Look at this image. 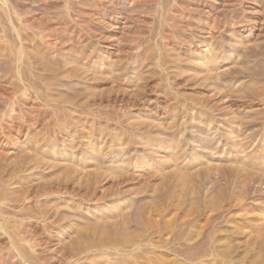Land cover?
Returning a JSON list of instances; mask_svg holds the SVG:
<instances>
[{
	"label": "rangeland",
	"instance_id": "rangeland-1",
	"mask_svg": "<svg viewBox=\"0 0 264 264\" xmlns=\"http://www.w3.org/2000/svg\"><path fill=\"white\" fill-rule=\"evenodd\" d=\"M16 11L22 20L16 19ZM46 12L49 14L44 16ZM0 14V198H4L3 203L0 201V264H122L124 261L127 264V260L130 263L138 260L134 259V254H130L131 243H125L124 240L131 239L133 232H136V237L132 239H142L141 241L151 244V247L146 244L149 248L142 249L144 252L150 249L147 250L148 254L139 251L141 255L135 256L143 264L146 259L147 264H157L167 258H171L167 259L168 262L176 258L185 264H264V236H260L264 231V71H260L264 70V0H0ZM41 14L48 18L45 19L47 27H42L40 31L33 27L41 22V18L43 20ZM11 21L19 27L20 32L32 35L38 43L36 40L35 43L24 40L20 44L17 40L18 30L11 29ZM49 28L51 29L48 30ZM70 31L75 35L74 45L65 40L71 34ZM36 32L46 35L43 36L46 39L40 42L34 36ZM259 46L263 52H259ZM245 47L251 48L248 50ZM215 48L220 50L217 52ZM229 49L235 56L224 61ZM248 51L252 53L246 54ZM253 51L257 52H254L255 56ZM20 52L23 54L20 69L23 68L24 71L14 68V61ZM214 53L218 56L213 58L210 55ZM49 58L62 66L53 65L55 61L48 63ZM207 58L211 59L210 62ZM44 59L50 64L47 69V63L43 64L44 69L48 70L51 66L48 76L41 69V60ZM37 62L42 67H38ZM32 64L33 68L37 66L39 69H31ZM60 67L64 69L59 70ZM54 69L57 72L52 73ZM69 70L76 72L68 74ZM256 72L259 73L258 76ZM80 73L83 75L80 76ZM55 83L58 84L57 87H54ZM72 89L76 92L70 91ZM78 89L81 94L77 92ZM77 94L79 97L76 99L77 96H74ZM63 99L68 101L65 103ZM59 100L62 102L59 103ZM77 105L84 107L78 108ZM121 116H124L123 119ZM137 128L142 129L141 132L136 131ZM170 141L172 144H169ZM164 147H175L174 154H171L173 157L164 155ZM198 155H203L205 162H193L191 156ZM145 162L147 163L144 164ZM73 163L77 165L74 167ZM68 166L73 168L72 172ZM106 169H110L109 173L112 175ZM187 175H190V180ZM181 177L182 180L185 179L182 182ZM111 189H114V193ZM130 200H133L131 203L134 207H131ZM142 205L146 209H154L155 214L148 209L150 212L143 215L146 218L140 223L138 221V229L137 226L131 228L136 225L133 223L130 226L133 232L127 228L124 232L120 231L121 234L115 231L108 233V228L102 223L106 222V216L107 226H112L113 222H118L124 216L123 213L128 211L125 215L129 214V217L138 206L144 208ZM156 208H160L162 213ZM149 215H153V219ZM96 216L97 219L104 216L103 220L100 218L101 224L100 219H94ZM114 216L116 221L111 220ZM147 218L152 222L145 221ZM96 221L98 228L94 225L92 227V224H97ZM103 224L104 227L101 226ZM148 224L150 225L147 226ZM154 226H157V231ZM80 229L84 232L81 233ZM142 231L143 234L146 233L143 235ZM257 231L263 242L260 237L256 238ZM77 233L83 236L80 237ZM123 233H128L127 237H122ZM137 233L142 237L137 236ZM108 238L112 243H117L110 245L112 243ZM121 238L126 244L125 248L122 245L124 243L119 242ZM163 239H173V242L166 246L161 242ZM201 239L205 241L204 246L201 245ZM195 242L200 244L194 246ZM97 243H100L99 247ZM74 244L80 248L77 249ZM191 244L194 245L190 247ZM101 245L103 247L100 248ZM192 247L204 252L195 251ZM226 247L228 248L224 249ZM82 248L84 252L80 251ZM68 253L72 254H69L71 259ZM158 253L159 257L164 255L161 257L165 259L158 258ZM183 253L184 256L187 253V256L194 257L185 261ZM61 255L66 256L69 261ZM224 255L229 259L222 257ZM150 257L154 260L151 261Z\"/></svg>",
	"mask_w": 264,
	"mask_h": 264
},
{
	"label": "bare ground",
	"instance_id": "bare-ground-1",
	"mask_svg": "<svg viewBox=\"0 0 264 264\" xmlns=\"http://www.w3.org/2000/svg\"><path fill=\"white\" fill-rule=\"evenodd\" d=\"M2 2H3V1H2ZM44 2H45V1H44ZM46 3H47V2H46ZM6 4H7V3H6ZM52 4H53V3H52ZM53 6H54V5H53ZM48 7H49V6H48ZM48 7H47V10H49ZM45 8H46V7H45ZM8 9H9V8H8ZM9 10H10V9H9ZM7 13H9V11H8ZM16 13H17V11H16ZM16 13H15V15H16ZM30 13H31V12H30ZM40 13H41V12H40ZM47 13H48V12L44 13L43 15L45 16V14H47ZM3 14H4V13H3ZM10 14H11V13H10ZM22 14H23V13H22ZM22 14H21V15H22ZM24 14H25V13H24ZM26 14H27V13H26ZM48 14H49V13H48ZM0 15H1V14H0ZM27 15H28V16L30 15L29 12H28ZM41 15H42V14H41ZM41 15H40V16H41ZM43 15H42V17H43ZM31 16H32V15H31ZM40 16H39V17H40ZM0 17H1V16H0ZM9 17H10V16H9ZM16 17H18V18H16ZM16 17H15V18H16L17 20H20V19H21V16H20L19 13H17ZM22 17L24 18V15H23ZM66 17H67V16H66ZM10 18H12V20H13V17H10ZM15 18H14V20H15ZM30 18H31V17H30ZM32 18H33V16H32ZM40 18H41V17H40ZM46 18H48V17L46 16ZM46 18L43 17V20H42V18H41V22H40V23L38 22L39 24L36 22L37 24H36V26L33 25V26H34L33 28H37L38 30H40L42 27L44 28V27L46 26V22H45V19H46ZM49 18L51 19V17H49ZM64 18H65V17H64ZM56 19H57V18H56ZM59 19H60V18H59ZM61 19L64 20L63 17H62ZM66 19H69V18L67 17ZM10 20H11V19H10ZM21 20H22V19H21ZM25 20H26V19H25ZM30 20H31V19H30ZM46 20H47V19H46ZM51 20H52V19H51ZM218 20H219V19H218ZM222 20H223V19H222ZM235 20H236V19H235ZM235 20H234V21H235ZM27 21H28V20H27ZM35 21H38V20H35ZM39 21H40V19H39ZM59 21H60V20H59ZM65 21H66V20H65ZM65 21H64V22H65ZM236 21H237V20H236ZM11 22H12V21H11ZM18 22H19V21H18ZM48 22H49V19H48ZM68 22H69V20H68ZM222 22H223V21H222ZM12 23H13V22H12ZM12 23H11V24H12ZM15 23H16V22H15ZM22 23H24V22H22ZM30 23H31V22H30ZM49 23H50V22H49ZM58 23H59V22H58ZM213 23H214V22H213ZM218 23H219V22H218ZM220 23H221V22H220ZM8 24H9V23H8ZM31 24H32V23H31ZM47 24H48V23H47ZM61 24H62V23H61ZM19 25H20V24H19ZM29 25H30V24H29ZM63 25H64V24H63ZM65 25H66V24H65ZM65 25H64V26H65ZM69 25H70V24H69ZM211 25H212V24H211ZM217 25H218V24H217ZM222 25H223V23H222ZM50 26H51V25H50ZM72 26H73V25H72ZM207 26H208V25H207ZM215 26H216V25H215ZM7 27H8V26H7ZM20 27H21V26H20ZM22 27H23V26H22ZM46 27H47V26H46ZM66 27H67V26H66ZM74 27H77V26H74ZM211 27H212V26H211ZM2 28H3V27H2ZM71 28H72V27H71ZM207 28H209V26H208ZM221 28H222V27H221ZM6 29H8V28H6ZM11 29H13L14 31H17V30L19 29V27L17 28V26L13 23V25L11 26ZM27 29H28V28H27ZM46 29H47V28H46ZM50 29H51V28H49L48 30H50ZM62 29L65 30V28H62ZM73 29H74V28H73ZM213 29H215V28L213 27ZM19 30H20V29H19ZM19 30L17 31V38H18L17 40H19V43H20V42H24V40H25V41L27 40V41L30 42V43H35V42L37 41L32 35H29L28 33H27V34H23V33L20 32ZM24 30H25V29H24ZM28 30H30V29H28ZM52 30H53V29H52ZM54 30H55V29H54ZM54 30H53V31H54ZM60 30H61V29H60ZM70 30L73 31L72 29H70ZM203 30H204V29H203ZM219 30H220V29H219ZM2 31H3V30H2ZM9 31H10V30H9ZM21 31H22V30H21ZM32 31H34V30H32ZM40 31H41V30H40ZM55 31H56V30H55ZM61 31H62V30H61ZM71 31L69 32V33H71V34L68 33L69 35H67V37H66L65 40H67L71 45H74V44L76 43V41H75V35H73V32H71ZM208 31H209V30H208ZM213 31H214V30H213ZM3 32H4V31H3ZM28 32H29V31H28ZM43 32H45V31H43ZM56 32H57V31H56ZM65 32H66V31H65ZM79 32H80V31H79ZM20 33H22V34H20ZM46 33H47V32H46ZM49 33H50V32H49ZM54 33H55V32H54ZM63 33H64V31H63ZM3 34H4V33H3ZM14 34H15V33H14ZM35 34H36V35H34V36H36L40 42H41L42 39L45 38V37L43 38V36H46V35H41L40 32H39V34L42 36V38H41V36H40L39 34H37V32H36ZM42 34H43V33H42ZM44 34H45V33H44ZM56 34H57V33H56ZM79 34H80V33H79ZM79 34H78V35H79ZM21 35H24V36H21ZM37 35H38V36H37ZM50 35H51V34H50ZM64 35H65V34H64ZM212 35H213V34H212ZM214 35H215V34H214ZM13 37H14V36H13ZM77 37H78V36H77ZM77 37H76V38H77ZM79 37H80V36H79ZM221 37H222V36H221ZM15 38H16V37H15ZM54 38H55V37H54ZM45 39H46V38H45ZM45 39H44V40H45ZM62 39H63V38H62ZM85 39H86V38H85ZM210 39H211V38H210ZM35 40H36V41H35ZM44 40H43V41H44ZM59 40H60V39H59ZM65 40H64V41H65ZM77 40H78V39H77ZM86 40H87V39H86ZM60 41H61V40H60ZM60 41H59V42H60ZM61 42H62V41H61ZM87 42H88V41H87ZM37 43H38V41H37ZM47 43H49V42H47ZM62 43H63V42H62ZM85 43H86V42H85ZM88 43H89V42H88ZM203 43H204V42H203ZM228 43H229V42H228ZM20 44H21V43H20ZM20 44H19V45H20ZM24 44H25V43H24ZM42 44H44V43H42ZM56 44H57V43H56ZM56 44H55V45H56ZM66 44H67V43H66ZM82 44H83V43H82ZM233 44H237V43H233ZM240 44H242V43H240ZM13 45H14V44H13ZM13 45H12L11 48H13ZM49 45H50V44H49ZM64 45H65V44H64ZM76 45H77V44H76ZM21 46H22V45H21ZM21 46H20V47H21ZM42 46H43V45H42ZM51 46H53V45H51ZM58 46H59V45H58ZM61 46H62V45H61ZM231 46H232V45H231ZM233 46H234V45H233ZM250 46H251V45H250ZM256 46H257V45H256ZM14 47L16 48V46H14ZM20 47H19V48H20ZM56 47H57V46H56ZM71 47H72V46H71ZM240 47H241V46H240ZM240 47H239V48H240ZM243 47H244V45H243ZM248 47H249V46H248ZM257 47H258V46H257ZM260 47H261V46H259V48H260ZM2 48H3V47H2ZM15 48H14V49H15ZM21 48L23 49L24 47H21ZM45 48H47V47H45ZM65 48H66V47H65ZM74 48H75V47H74ZM219 48H220V47H219ZM234 48H235V47H234ZM245 48L248 49L247 47H245ZM245 48H243V50H244ZM250 48H251V47H250ZM250 48H249V49H250ZM255 48H256V47H255ZM259 48H258V49H259ZM36 49H37V48H36ZM52 49H54V48H52ZM235 49H236V48H235ZM249 49H248V50H249ZM5 50H6V49H5ZM17 50H18V49H17ZM38 50H39V49H38ZM44 50H45V49H44ZM209 50H210V49H209ZM216 50H217V52H218L220 49L218 50V49L215 48V51H216ZM221 50H222V49H221ZM252 50H254V49L252 48ZM259 50H260L259 52L262 51L261 48H260ZM22 51H23V50H22ZM22 51H21V52H22ZM60 51L62 52L61 49H60ZM246 51H247V50H246ZM256 51H257V49H256ZM256 51H253V55L255 54L254 52H256ZM21 52L18 54V57L14 56V54H13V57H16V59L14 58V59H15L14 62H16V63H14V64H15V65H14V66H15L14 68H16V70H17V69L19 70V69L21 68V65H22L20 62H21V59H22V55L24 54V53H23L24 51L22 52L23 54H22ZM25 52H26V51H25ZM33 52H35V51H33ZM46 52H47V51H46ZM53 52H54V51H53ZM78 52H79V51H78ZM78 52H77V53H78ZM212 52H214V51H212ZM217 52H216V53H217ZM229 52H231V53H229ZM244 52H245V51H244ZM262 52H263V51H262ZM44 53H45V51H44ZM50 53H51V52H50ZM54 53H55V52H54ZM74 53H76V51H75ZM79 53H80V52H79ZM216 53H214L213 55H210V56H212V57L214 58V57L218 54V53H217V54H216ZM226 53H227V52H226ZM226 53H225V54H226ZM248 53H249V55H250V53H252V52H251V51H248L246 54H248ZM256 53H257V52H256ZM29 54H30V53H28V55H29ZM36 54H37V53H36ZM38 54H39V53H38ZM56 54H57V53H56ZM59 54H60V53H59ZM209 54H210V53H209ZM220 54H221V53H219V56H220ZM246 54H245V55H246ZM258 54H260V53H258ZM25 55H27V54H25ZM28 55H27V56H28ZM30 55H31V54H30ZM46 55H47V54H46ZM81 55H82V54H81ZM81 55H80V56H81ZM245 55H244V56H245ZM261 55H262V54H260V56H261ZM263 55H264V53H263ZM263 55H262V56H263ZM35 56H37V55H35ZM58 56H60V55H58ZM73 56H74V55H73ZM217 56H218V55H217ZM233 56H235V55H233V54H232V50L230 51V49H229L227 55H225V59H224V61H229L230 58H232ZM244 56H243V57H244ZM254 56H255V55H254ZM43 57H44V56H43ZM45 57H46V56H45ZM45 57H44V58H45ZM50 57H51V56H50ZM53 57H54V56H53ZM82 57H83V56H82ZM84 57H85V56H84ZM212 57H211V58H212ZM245 57H246V56H245ZM250 57H251V56H250ZM24 58H25V56H24ZM41 58H42V57H41ZM216 58H217V57H216ZM259 58H260V57H259ZM262 58H263V57H262ZM33 59H34V58H33ZM35 59H36V58H35ZM39 59H40V58L38 57V60H39ZM42 59H43V58H42ZM46 59H47V57H46ZM46 59L43 60L44 62L41 60V62H42L41 64H42V65H43V64L45 65V63H47V60H48V59H47V60H46ZM56 59H58V57H57ZM207 59L209 60V58H207ZM218 59H219V58H218ZM247 59H249V58H247ZM45 60H46V62H45ZM49 60H50V62H48V63H50V64L54 63V61H55V60H54V61L51 60L50 58H49ZM61 60H62V59H61ZM81 60H82V59H81ZM210 60H211V59H210ZM210 60H209V62H210ZM213 60H214V59H213ZM243 60H244V59H243ZM258 60H259V59H258ZM24 61H25V60H24ZM29 61H30V60H29ZM57 61H60V60H57ZM63 61H64V60H63ZM66 61H67V60H66ZM79 61H80V60H79ZM216 61H217V60H216ZM246 61H247V60H246ZM10 62H13V61L10 60ZM26 62H28V61H26ZM30 62H31V61H30ZM38 62H39V61H38ZM38 62H37V64L40 63V62H39V63H38ZM69 62H70V61H69ZM211 62H212V61H211ZM214 62H215V61H214ZM240 62H241V61H240ZM35 63H36V62H35ZM48 63L45 65V67L48 65ZM63 63H64V62H63ZM71 63H72V62H71ZM10 64H11V63H10ZM25 64H26V63L24 62V65H25ZM41 64H39L38 67H39V66L42 67ZM50 64H49V65H50ZM55 64H56V67H57V66H58L57 64H59V63H57V62L55 61V63H54L53 65H55ZM65 64H66V62H65ZM68 64H69V63H68ZM73 64H74V63H73ZM80 64H81V63H79V65H80ZM27 65H29V64H27ZM27 65H26V66H27ZM44 65H43V68H41V69H43V70H45V69H44ZM49 65H48V66H49ZM59 65H61V63H60ZM75 65H76V64H75ZM79 65H78V68H79ZM246 65H247V64H246ZM12 66H13V65H12ZM19 66H20V67H19ZM48 66L46 67V69L48 68ZM61 66H62V65H61ZM64 66H65V65H64ZM69 66H70V65H69ZM72 66H74V65H72ZM76 66H77V65H76ZM239 66L241 67V65H239ZM261 66H262V65H261ZM22 67H23V66H22ZM34 67H35V66H34ZM38 67L36 66V68H38ZM66 67H67V66H66ZM244 67H245V66H244ZM259 67H260V66H259ZM26 68H27V67H26ZM32 68H33V64H32V66H31V69H32ZM36 68H33V69L35 70ZM50 68H51V66H50ZM50 68H49L48 70H45V71H46V74L49 73V72L51 71ZM68 68H69V67H68ZM73 68H74V67H73ZM76 68H77V67H76ZM82 68H83V67H82ZM82 68H81V69H82ZM263 68H264V67H263ZM22 69H23V68H22ZM22 69H20V70H22ZM38 69H39V68H38ZM56 69H58V68H56ZM56 69H54V70L52 71V73H53L54 71L57 72ZM61 69H64V68L60 67L59 70H61ZM71 69H72V68H71ZM79 69H80V68H79ZM83 69H84V68H83ZM235 69H236V68H235ZM238 69H239V68H238ZM248 69H249V68H248ZM261 69H262V68H261ZM20 70H19V71H20ZM27 70H28V69H27ZM43 70H42V71H43ZM59 70H58V71H59ZM65 70H66V69H65ZM72 70H74V69H72ZM75 70H76V69H75ZM84 70H85V69H84ZM86 70H87V69H86ZM244 70H245V69H244ZM255 70H256V69H255ZM259 70H260V69H259ZM19 71H18V72H19ZM23 71H24V69H23ZM38 71H39V70H38ZM38 71H36V72H38ZM67 71H68V70H67ZM67 71H66V72H67ZM231 71H232V70H231ZM237 71H238V70H237ZM237 71H234V72L236 73ZM242 71H243V70H242ZM249 71H250V70H249ZM256 71H258V69H257ZM260 71L262 72V71H264V70H260ZM260 71H259V72H260ZM21 72H22V71H21ZM36 72H34V73H36ZM73 72H74V71L70 72V70H69L68 74H69V73H73ZM75 72H76V71H75ZM75 72H74L73 74H75ZM78 72H79V70H77V73H78ZM85 72H86V71H85ZM88 72H89V69H88ZM88 72H87V73H88ZM240 72H241V71H240ZM22 73H23V72H22ZM235 73H233V74L235 75ZM254 73H255V72H254ZM256 73H257L256 75L258 76L259 73H258V72H256ZM18 74H19V73H18ZM23 74H26V72L23 73ZM31 74L34 76L33 73H31ZM38 74H39V73H38ZM55 74H56V73H54V75H55ZM57 74H61V73H57ZM73 74H71V75H73ZM81 74H82V73H80V76H81ZM238 74H239V73H238ZM240 74H242V73H240ZM263 74H264V73H263ZM21 75H22V74H21ZM27 75H28V74H27ZM40 75H41V74H40ZM42 75H43V74H42ZM42 75H41V76H42ZM61 75H62V74H61ZM76 75H77V74H76ZM76 75H75V77H76ZM82 75H83V74H82ZM85 75H86V74H85ZM93 75H95V74L93 73ZM97 75H98V74H97ZM243 75H244V74H243ZM246 75H247V74H246ZM252 75H253V74H252ZM252 75H251V76H252ZM260 75H261V73H260ZM24 76H26V75H24ZM36 76H37V73H36ZM41 76H40V77H41ZM47 76H48V74H47ZM57 76H58V75H57ZM63 76H64V77H69V76H67V75H63ZM73 76H74V75H73ZM80 76H79V77H80ZM237 76H238V75H237ZM244 76H245V75H244ZM22 77H23V76H22ZM37 77H39V75H38ZM42 77H44V76H42ZM50 77H52V76L50 75ZM50 77H48V78H50ZM71 77H72V76H71ZM253 77H254V76H253ZM255 77H256V76H255ZM260 77H261V76H260ZM19 78H21V77H19ZM19 78H18V80H19ZM28 78H29V77H28ZM73 78H74V77H73ZM96 78H98V77L96 76ZM96 78H95V79H96ZM23 79H24V77H23ZM37 79H38V78H37ZM42 79H43V78H42ZM45 79H46V78H45ZM67 79H68V78H67ZM67 79H66V80H67ZM77 79H79V78H77ZM81 79H82V78H81ZM115 79H116V78H115ZM24 80H25V79H24ZM26 80H28V79L26 78ZM29 80H30V79H29ZM46 80H47V79H46ZM49 80H50V79H49ZM51 80L53 81V79H51ZM57 80H58V79H57ZM211 80H212V79H211ZM16 81H17V79H16ZM22 81H23V80H22ZM31 81H33V80H31ZM38 81H39V80H38ZM38 81H37V82H38ZM42 81H43V80H42ZM52 81H51V82H52ZM57 82H58V81H57ZM62 82H63V81H62ZM31 83H32V82H31ZM39 83H40V82H39ZM58 83H60V82H58ZM15 84H16V83H15ZM36 84H37V83H36ZM44 84H45V83H44ZM47 84H48V83H47ZM47 84H46V85H47ZM53 84H54V83H53ZM72 84H73V83H72ZM17 85H18V84H17ZM17 85H16V87H17ZM24 85H25V84H24ZM57 85H58V84L55 83L54 87H55V86L57 87ZM60 85H62V84H60ZM75 85H76V84H75ZM14 86H15V85H14ZM48 86H50V85H48ZM76 86H77V85H76ZM51 87H53L52 84H51ZM51 87H50V88H51ZM59 87H60V86H59ZM64 87H65V86H64ZM74 87H75V86H74ZM26 88H27V87H26ZM65 88H67V86H66ZM75 88H76V87H75ZM86 90H87V89H86ZM26 91H27V89H26ZM49 91H50V90H49ZM66 91H67V90H66ZM68 91H69V89H68ZM70 91H74V92H76V91L73 90V89L70 90ZM87 91L89 92L90 89L87 90ZM46 92H47V88H46ZM77 92L79 93V89L77 90ZM69 93H70V92H68V94H69ZM83 93H84V92H83ZM72 94H73V93H72ZM79 94H81V93H79ZM91 95H92V94H91ZM133 95H134V94H133ZM66 96H67V95H66ZM69 96H70V95H69ZM71 96H72V95H71ZM76 96H77V97H76ZM89 96H90V94H89ZM134 96H135V95H134ZM74 97H76V99H77V98L79 97V95L77 94V95H75ZM74 97H73V98H74ZM87 97H88V96H87ZM71 98H72V97H70V99H71ZM82 98H83V96H82ZM90 98H91V97H90ZM246 98H247V96H246ZM59 99H61V98H59ZM66 99H67V97H66ZM87 99H88V98H87ZM92 99H93V98H92ZM61 100H62V99H61ZM61 100H59V103H60ZM72 100H73V99H72ZM72 100H70V101H72ZM74 100H75V98H74ZM74 100H73V101H74ZM134 100H135V98H134ZM137 100H138V98H137ZM63 101H65V100L63 99ZM67 101H68V100H66L65 103H66ZM73 101H72V103H73ZM138 101H139V100H138ZM47 102H48V100H47ZM56 102H57V101H56ZM61 102H62V101H61ZM72 103H71V104H72ZM61 104H62V103H61ZM71 104H70V105H71ZM72 105H73V104H72ZM73 106L75 107V105H73ZM88 106H89V105H88ZM88 106H87V107H88ZM90 106H91V105H90ZM77 107H78V105H77ZM77 107H76V108H77ZM79 107H84V105H83V106H79ZM79 107H78V108H79ZM85 108H86V107H85ZM89 108H90V107H88V109H89ZM86 109H87V108H86ZM10 111H11V110H10ZM91 111H92V110H91ZM79 112H80V111H79ZM201 112H202V111H201ZM76 113H77V112H76ZM83 113H84V112H83ZM83 113H82V114H83ZM85 113H86V112H85ZM94 113H95V112H94ZM87 114H88V112H87ZM63 115H64V114H63ZM67 115H68V113H67ZM75 115H76V114H75ZM84 115H85V114H84ZM89 115H90V114H89ZM89 115H88V117H89ZM96 115H97V114H96ZM123 115H127V114H123ZM203 115H204V114H203ZM40 116H41V115H40ZM65 116H66V115H65ZM65 116H64V117H65ZM80 116H81V115H80ZM80 116H79V117H80ZM91 116H92V115H91ZM99 116H100V115H99ZM106 116H107V115H106ZM60 117H61V116H60ZM64 117H63V118H64ZM84 117H85V116H84ZM95 117H96V116H95ZM119 117H120V116H119ZM121 117H122V116H121ZM123 117H124V116H123ZM123 117H122V119H123ZM209 117H210V116H209ZM20 118H22V117H20ZM38 118H39V117H38ZM43 118H44V117H43ZM66 118H67V116H66ZM76 118H77V117H76ZM76 118H74V119L76 120ZM107 118H108V117H107ZM96 119L98 120V118H96ZM102 119H103V117H102ZM110 119H111V118H110ZM110 119H109V120H110ZM112 119H113V117H112ZM114 119H115V118H114ZM59 120L61 121L62 118L59 119ZM104 120H105V118H104ZM111 121H114V120H111ZM111 121H110V122H111ZM118 121H119V120H118ZM122 121H123V120H122ZM199 121H200V120H199ZM20 122H22V121L20 120ZM24 122H25V121H24ZM40 122H41V121H40ZM58 122H59V121H58ZM62 122H63V121H62ZM64 122H65V119H64ZM67 122H68V121H67ZM96 122H97V121H96ZM124 122H125V121H124ZM135 122H136V121H135ZM143 122H144V121H143ZM14 123H15V122H14ZM68 123H69V122H68ZM107 123H109V121H108ZM114 123H115V122H114ZM196 123H198V122H196ZM212 123H213V122H212ZM16 124H17V123H16ZM25 124H26V123H25ZM124 124H125V123H124ZM132 124H134V123H132ZM139 124H140V123H139ZM148 124H149V123H148ZM200 124H201V123H200ZM200 124H199V125H200ZM107 125H108V124H107ZM140 125H142V124H140ZM140 125H139V126H140ZM144 125H145V123H144ZM17 126H18V124H17ZM129 126H130V124H129ZM137 126H138V125H137ZM146 126L148 127V125H146ZM194 126H195V125H194ZM197 126H198V125H197ZM110 127H111V126H110ZM131 127H132V126H131ZM133 127H134V126H133ZM155 127H156V125H155ZM3 128H4V127H3ZM9 128H10V127H9ZM11 128H12V127H11ZM112 128H113V127H112ZM121 128H122V127H121ZM135 128H136V127H135ZM213 128H214V127H213ZM125 129H126V128H125ZM158 129H159V128H158ZM160 129H162V128H160ZM166 129H167V128H166ZM199 129H200V128H199ZM202 129H203V128H202ZM7 130H8V129H7ZM97 130H98V129H97ZM128 130H129V129H128ZM137 130H138V128L136 129V131H137ZM141 130H142V129H140V130H138V131L141 132ZM155 130H157V129H155ZM167 130H169V129H167ZM4 131H5V130L3 129V132H4ZM125 131H126V130H125ZM145 131H146V130H145ZM164 131H165V130H164ZM17 132H18V131H17ZM114 132H116V131L114 130ZM160 132H161V131H160ZM18 133H19V132H18ZM100 133H101V132H100ZM156 133H157V132H156ZM156 133H155V134H156ZM259 133H260V132H259ZM3 134L5 135V133H3ZM114 134H115V133H114ZM125 134H126V133H125ZM133 134H134V133H133ZM137 134H138V133H137ZM195 134H197V133H195ZM0 135H1V134H0ZM106 135H107V134H106ZM145 135H146V134H145ZM156 135H158V134H156ZM6 136H7V135H6ZM6 136H5V137H6ZM2 137H3V136H2ZM115 137H116V136H115ZM125 137H126V135H125ZM136 137H137V136H136ZM116 138H117V137H116ZM126 138H127V137H126ZM139 139H140V138H139ZM110 140H111V139H110ZM118 140H119V139H118ZM178 140H179V139H178ZM198 140H199V139H198ZM98 141H99V140H98ZM126 141H127V139H126ZM88 142H89V141H88ZM175 142H176V140H175ZM181 142H182V141H181ZM83 143H84V142H83ZM177 143H178V141H177ZM124 144H125V143H124ZM144 144H145V143H144ZM169 144H172L171 141H170ZM194 144H195V143H194ZM86 145H87V144H86ZM197 145H198V143H197ZM87 146H88V145H87ZM125 146H127V143H126ZM165 146H166V145H165ZM172 146H173V145H172ZM183 146H184V145H183ZM183 146H182V147H183ZM194 146H195V145H194ZM201 146H202V145H201ZM203 146H204V145H203ZM99 147H100V146H99ZM110 147H111V146H110ZM121 147H122V146H121ZM149 147H150V146H149ZM166 147H167V146H166ZM175 147H176V145H175ZM175 147H174V148H175ZM33 148H34V147H33ZM36 148H37V146H36ZM88 148H89V147H88ZM116 148H117V147H116ZM119 148H120V147H119ZM122 148H123V147H122ZM127 148H129V147H127ZM153 148H154V147H153ZM157 148H158V147H157ZM164 148H165V147H164ZM174 148H173V149H172V147L165 148V149H164V150H165V154H164V155H168V154L171 155V154H174V152H175V150H176V149L174 150ZM205 148H206V147H205ZM96 149H97V147H96ZM108 149H110V148L108 147ZM108 149H107V150H108ZM124 149H125V148H124ZM124 149H123V150H124ZM177 149H178V147H177ZM199 149H200V148H199ZM35 150H36V149H35ZM38 150H39V149H38ZM90 150H91V149H90ZM92 150H93V149H92ZM92 150H91V151H92ZM100 150H101V149H100ZM100 150H99V151H100ZM119 150H120V149H119ZM164 150H163L162 152H164ZM201 150H202V149H201ZM104 151H105V150H104ZM120 151H121V150H120ZM146 152H147V150H146ZM177 152H178V151H177ZM177 152H176V153H177ZM33 153H35V151H33ZM94 153H95V152H93V155H94ZM98 153H99V152H98ZM100 153H101V152H100ZM127 153H128V152H127ZM203 153H204V152H203ZM36 154L39 155L38 153H36ZM40 154H41V153H40ZM96 154H97V153H96ZM149 154H150V152H149ZM156 154H157V153H156ZM178 154H179V153H178ZM25 155L27 156L28 154H25ZM118 155H120V154L118 153ZM128 155H129V153H128ZM154 155H155V154H154ZM154 155H153V156H154ZM32 156H33V155H32ZM39 156L41 157V155H39ZM116 156H117V155H116ZM125 156H126V155H125ZM130 156H131V155H130ZM130 156H129V157H130ZM143 156H144V155H143ZM156 156H157V155H156ZM174 156H176V155H174ZM22 157H23V156H22ZM24 157H25V156H24ZM100 157H101V155H100ZM100 157H99V158H100ZM164 157H165V156H164ZM171 157H173V155H171ZM20 158H21V157H20ZM26 158L28 159L29 157H26ZM90 158H91V157H90ZM114 158H115V157H114ZM120 158L122 159V157H120ZM123 158H124V157H123ZM127 158H128V157H127ZM134 158H136V157H134ZM166 158H167V157H166ZM191 158H192V161H193V162H197V163H200V162L204 161V157H203V155H198V156H196V157H192V156H191ZM22 159H23V158H22ZM27 159H26V160H27ZM43 159H44V158H43ZM103 159H104V156H103ZM124 159H125V158H124ZM132 159H133V158H132ZM142 159H143V158H142ZM172 159H173V158H172ZM36 160H40V159H35V161H36ZM41 160H42V159H41ZM79 160H80V159H79ZM111 160H112V159H111ZM115 160H116V158H115ZM125 160H126V159H125ZM125 160H124V161H125ZM134 160H135V159H134ZM159 160H160V158H159ZM175 160H176V157H175ZM2 161H3V160H1V162H2ZM20 161H21V160H20ZM27 161H28V160H27ZM27 161H26V162H27ZM31 161H32V160H31ZM44 161H45V160H44ZM88 161H89V160H88ZM90 161H91V160H90ZM121 161H123V160H121ZM189 161H191V160H189ZM22 162H25V160L22 161ZM28 162H29V161H28ZM33 162H34V161H33ZM37 162H39V161H37ZM37 162H35V164H37ZM52 162H53V161H52ZM82 162H83V161H82ZM84 162H85V159H84ZM86 162H87V161H86ZM204 162H205V161H204ZM16 163L18 164L19 161L16 162ZM146 163H147V162H145L144 164H146ZM149 163H150V162H149ZM24 164H26V163H24ZM38 164H39V163H38ZM40 164H41V163H40ZM77 164H78V162H77ZM77 164H76V165H77ZM128 164H129V163H128ZM142 164H143V162H142ZM195 164H196V163H195ZM20 165H21V162H20ZM28 165H29V163H28ZM72 165H73L74 167L76 166V165H74V163H73ZM79 165L82 166V164H80V163H79ZM129 165H130V164H129ZM196 165H197V164H196ZM198 165H199V164H198ZM12 166H13V165H12ZM14 166H15V165H14ZM17 166H18V165H17ZM17 166H16V167H17ZM38 166H39V165H38ZM73 166H72V167H73ZM118 166H119V165H118ZM135 166H136V165H135ZM185 166H186V165H185ZM5 167H6V166H5ZM8 167H9V166H8ZM18 167H19V166H18ZM70 167H71V166H70ZM121 167H122V166H121ZM123 167H124V166H123ZM3 168H4V166H3ZM19 168H21V167H19ZM22 168H23V167H22ZM67 168H69V166H68ZM102 168H103V167H102ZM102 168H101V170H102ZM118 168H119V167H118ZM183 168H184V167H183ZM183 168H182V169H183ZM185 168H187V167H185ZM185 168H184V169H185ZM0 169H1V168H0ZM23 169H24V168H23ZM71 169H73V168H71ZM71 169L69 168V170H71ZM104 169H105V168H104ZM111 169H113V168H111ZM114 169H115V168H114ZM116 169H117V168H116ZM121 169H123V168H121ZM26 170H27V167H26ZM75 170H76V169H75ZM98 170H99V169H98ZM106 170H108V169H106ZM109 170H110V169H109ZM109 170H108V172H107V171H106V172L109 173ZM118 170H119V169H118ZM118 170H117V171H118ZM178 170H179V169H178ZM0 171H1V170H0ZM11 171H12V170H11ZM20 171H21V170H20ZM92 171H93V170H92ZM96 171H97V170H96ZM102 171H105V170H102ZM127 171H128V170H127ZM127 171L125 170V172H127ZM175 171H176V170H175ZM184 171H185V170H184ZM1 172H2V171H1ZM3 172H4V171H3ZM17 172H18V173H21V172H19V171H17ZM17 172H16V174H17ZM68 172H69V171H68ZM71 172H72V170H71ZM94 172H95V171H94ZM97 172H98V171H97ZM100 172H101V171H100ZM106 172H104V173H106ZM110 172H112V171H110ZM120 172L122 173V171H120ZM182 172H183V171H182ZM182 172H181V174L183 175L184 173H182ZM245 172H246V171H245ZM12 173H13V172H12ZM12 173H11V174H12ZM95 173H96V172H95ZM101 173H102V172H101ZM104 173H103V174H104ZM107 173H106V176H107ZM177 173H178V172H177ZM185 173H186V172H185ZM232 173H233V172H232ZM13 174H14V173H13ZM89 174H91V173H89ZM89 174H88V175H89ZM109 174H111V173H109ZM124 174H125V173H124ZM128 174H129V173H128ZM188 174H189V173H188ZM244 174H245V173H244ZM246 174H247V176L249 175L248 173H246ZM8 175H9V174H8ZM92 175H93V174H92ZM111 175H112V174H111ZM116 175H117V174H116ZM125 175H126V174H125ZM129 175H130V174H129ZM179 175H180V174H179ZM191 175H192V174H191ZM10 176H12V175H10ZM15 176H17V175H15ZM15 176H14V177H15ZM100 176H101V174H100ZM123 176H124V175H123ZM126 176H128V175H126ZM140 176H141V175H140ZM177 176H178V175H177ZM187 176H188V175H187ZM187 176H186V177H187ZM189 176H190V175H189ZM189 176H188V177H189ZM108 177L110 178V176H108ZM111 177H113V176H111ZM166 177H167V176H166ZM183 177H185V176H183ZM188 177H187V178H188ZM3 178H4V177H3ZM11 178H12V177H11ZM85 178H86V177H85ZM87 178H88V177H87ZM92 178H93V177H92ZM109 178H108V179H109ZM113 178H114V177H113ZM117 178H118V177H117ZM162 178H164V175L162 176ZM170 178H171V176H170ZM170 178H169V179H170ZM95 179H96V178H95ZM171 179H172V178H171ZM5 180L7 181V180H9V179H5ZM101 180H102V179H101ZM105 180H106V178L104 179V181H105ZM112 180H113V179H111V181H112ZM183 180H185V179H183ZM183 180H182V177H181V182H182ZM189 180H190V177H189ZM189 180H188V182H190ZM95 181H96V180H95ZM114 181H115V179H114ZM126 181H127V180H126ZM192 181H193V180H192ZM3 182H4V181H3ZM82 182H83V181H82ZM84 182H85V181H84ZM97 182H98V181H97ZM115 182H116V181H115ZM150 182H151V181H150ZM163 182H164V181H163ZM173 182H174V181H173ZM177 182H178V181H177ZM111 183H112V182H111ZM147 183H148V182H147ZM3 184H4V183H3ZM82 184H83V183H82ZM82 184H81V185H82ZM84 184H86V183H84ZM84 184H83V185H84ZM88 184H89V183H88ZM94 184H95V183H93V185H94ZM100 184H101V183H100ZM121 184H122V183H121ZM125 184H126V182H125ZM148 184L150 185V183H148ZM169 184H170V182H169ZM172 184H173V183H172ZM172 184H171V185H172ZM193 184H194V182H193ZM22 185H23V184H22ZM78 185H79V184H78ZM90 185H91V184H90ZM90 185H89V186H90ZM93 185H92V186H93ZM117 185H118V184H117ZM89 186H88V187H89ZM92 186H90V187H92ZM94 186H95V185H94ZM121 186H122V185H121ZM151 186H152V185H151ZM23 187H24V186H23ZM28 187H29V186H27V188H28ZM95 187H96V186H95ZM119 187H120V186H119ZM191 187H192V186H191ZM39 188L41 189V187H39ZM83 188H84V187H83ZM99 188H100V187H99ZM125 188H126V187H125ZM140 188H141V187H140ZM143 188H145V187L143 186ZM149 188H150V187H149ZM149 188H148V189H149ZM22 189H23V188H22ZM40 189H39V190H40ZM80 189H82V188H80ZM85 189H86V188H85ZM87 189H88V188H87ZM117 189H118V188H117ZM117 189H116V190H117ZM150 189H151V188H150ZM37 190H38V189H37ZM102 190H103V189H102ZM111 190H112V189H111ZM113 190H114V189H113ZM113 190H112V191H113ZM116 190H115V191H116ZM134 190H136V189H134ZM143 190H144V189H143ZM143 190L141 189V191H143ZM145 190H146V188H145ZM145 190H144V191H145ZM27 191H28V189H27ZM27 191H25V192H27ZM44 191H45V189H44ZM46 191H47V190H46ZM82 191H83V190H82ZM84 191H85V190H84ZM86 191H87V190H86ZM88 191H89V190H88ZM108 191H109V190H108ZM108 191H107V192H108ZM117 191H118V190H117ZM122 191H123V190L121 189V192H122ZM136 191H137V190H136ZM139 191H140V190H139ZM139 191H138V192H139ZM191 191H193V190H191ZM191 191H189V192H191ZM9 192H10V191H9ZM9 192H8V193H9ZM12 192H13V191H12ZM22 192H23V191H22ZM41 192H42V190H41ZM94 192H95V191H94ZM103 192H104V191H103ZM107 192L105 193V195L108 194ZM124 192H126V191H124ZM130 192H131V191H130ZM149 192H152V191H149ZM157 192H158V190H157ZM193 192H195V191H193ZM193 192H192V194H193ZM3 193H4V192H3ZM44 193H45V192H44ZM46 193H47V192H46ZM113 193H114V191H113ZM113 193H112V195H113ZM127 193H128V192H127ZM133 193H135V192H133ZM125 194H126V193H125ZM135 194L137 195V193H135ZM135 194H134V195H135ZM138 194H139V193H138ZM142 194H143V193H142ZM190 194H191V193H190ZM192 194H191V195H192ZM4 195H5V194H4ZM21 195L23 196V193H21ZM42 195H43V194H42ZM84 195H85V193H84ZM86 195H87V194H86ZM101 195H102V193H101ZM105 195H104V196H105ZM122 195H123V192H122ZM131 195H132V193H131ZM193 195H194V194H193ZM2 196H3V195H2ZM5 196H6V195H5ZM22 196H21V197H22ZM24 196H25V195H24ZM113 196H114V195H113ZM113 196H112V197H113ZM117 196H118V195H117ZM218 196H219V195H218ZM0 197H1V196H0ZM3 197H4V196H3ZM27 197H28V196H27ZM82 197H83V196H82ZM84 197H86V196H84ZM84 197H83V198H84ZM99 197H100V196H99ZM118 197H119V196H118ZM128 197H129V196H128ZM128 197H127V198H128ZM89 198H90V195H89ZM92 198H93V197H92ZM97 198H98V197H97ZM109 198H110V196H109ZM115 198H116V197H115ZM23 199H25V198L23 197ZM27 199H28V198H27ZM27 199H26V200H27ZM101 199H102V198H101ZM101 199H100V200H101ZM103 199H104V198H103ZM5 200H6V199H5ZM13 200H15V199H12V201H13ZM16 200H17V199H16ZM0 201H2V203H3V202H4V198H3V200H2V198H0ZM6 201H8V200H6ZM10 201H11V200H10ZM22 201H23V200H22ZM87 201H88V200H87ZM90 201H91V200H90ZM132 201H133V200H130V204H131V207H132V205H133V207H134L135 205L131 203ZM15 202H16V201H15ZM25 202H26V201H25ZM85 202H86V201H85ZM91 202H93V201H91ZM115 202H116V201H115ZM153 202H154V201H153ZM5 203H6V202H5ZM11 203H12V202H11ZM88 203H89V202H88ZM139 203H140V202H139ZM154 203H155V202H154ZM157 203H158V202H157ZM24 204H25V203H24ZM124 204H125V203H124ZM130 204H129V205H130ZM144 204H145V203H144ZM146 204H147V203H146ZM155 204H156V203H155ZM160 204H161V202H160ZM2 205H3V204H2ZM27 205L29 206V204H27ZM147 205H148V204H147ZM152 205H153V204H152ZM142 206H144V205H142ZM148 206H150V205H148ZM153 206H154V205H153ZM162 206H163V205H162ZM165 206H166V205H165ZM125 207H127V204H126ZM125 207H124V208H125ZM140 207H141V206H140ZM151 207H152V206H151ZM156 207H157V205H156ZM24 208H25V207H24ZM28 208H29V207H28ZM154 208H155V206H154ZM161 208H162V207H161ZM2 209H3V208H2ZM2 209H1V210H2ZM29 209H30V208H29ZM125 209H126V208H125ZM134 209H135V208H134ZM148 209L151 210V213L154 212L153 214H155V211H153L154 209H153V210L150 209V208H147V209H146V206H144V208H143V207H142V208H139V206H138V207L136 208V211L132 210V211L136 212V213H135V219H133V217H134V216H133L134 212L131 211V212H132L131 216L127 217V216L129 215V214L125 215V214L128 212V211H127L126 213H123V214L120 213V214H119V215L122 214V215H124V216L121 215L122 217H120V218L118 219V222H116V223L113 222V224L109 222L110 224H112V226H110V225L107 226V220H108V219L106 218L107 216L105 217V219H107V220L104 219V221H106V222H102V223H105V226L108 228L107 230H109L108 233H109V232H112V231H115V232H120V231H123V230L126 231L127 228L130 229V226H132L133 223L136 224V225H133L134 227H131V228H136V226H137V229H138V224H139L140 222H142V220H144V219L146 218V217H145V218L143 217L144 214H145V216H146V213H145V212H150V211H148ZM157 209H160V208H156V210H157ZM195 209H196V208H195ZM21 210H22V209H21ZM27 210H28V209H27ZM127 210H128V208H127ZM164 210H165V209H164ZM23 211H24V210H23ZM120 211H121V210H120ZM129 211H130V210H129ZM157 211L160 212L161 209H160V210H157ZM157 211H156V213H159V212H157ZM1 212H2V211H1ZM21 212H22V211H21ZM41 212H42V210H41ZM44 212H45V211H44ZM124 212H125V211H124ZM34 213L37 215L36 212H34ZM99 213H100V212H99ZM151 213H149V214H151ZM161 213H162V211H161ZM1 214H2V213H1ZM44 214H45V213H44ZM38 215H39V214H38ZM42 215H43V213H42ZM86 215H87V214H86ZM89 215H90V214H89ZM91 215H92V214H91ZM103 215H104V214H103ZM45 216H46V215H45ZM104 216H105V215H104ZM104 216H103V217H102V216L99 217V219L102 218V220H103ZM116 216H117V218L119 217L117 213H116ZM116 216H114V219H111V220H115V217H116ZM152 216H153V215H151V216L149 215V217H150L151 219H153ZM38 217H39V216H38ZM40 217H41V214H40ZM91 217H92V216H91ZM130 217H131L132 219H131ZM117 218H116V220H117ZM143 218H144V219H143ZM150 218H147V220H145V221L150 222V221H151ZM43 219H44V218H43ZM94 219H97V216H96V218H94ZM99 219H97V220L99 221ZM212 219H213V218H212ZM215 219H217V218H215ZM215 219H214V220H215ZM263 219H264V218H263ZM116 220H115V221H116ZM214 220H213V222H214ZM217 220H218V219H217ZM98 221H96L97 224H92V227H93V225H94V226H96V225L99 226V224H101V219H100V221H99V224H98ZM138 221H139V223H138ZM145 221H144V222H145ZM154 221L156 222V220H154ZM171 221H172V220H171ZM174 221H175V220H174ZM147 222H145V223L147 224ZM151 222H152V221H151ZM151 222H150V223H151ZM166 222H169V221H166ZM206 222H207V221H206ZM259 222L261 223V221H259ZM262 222H263V221H262ZM3 223H4V222H3ZM109 223H108V224H109ZM180 223H181V222H180ZM193 223H194V222H193ZM153 224H154V223H153ZM165 224H166V223H165ZM167 224H168V223H167ZM191 224H192V223H191ZM191 224H190V225H191ZM194 224H195V223H194ZM196 224H197V223H196ZM206 224H207V223H206ZM206 224H205V225H206ZM216 224H217V223H216ZM28 225H29V224H28ZM142 225H145V224L143 223ZM149 225H150V224H148L147 226H149ZM156 225H157V224H156ZM163 225H164V223H163ZM170 225H171V222H170ZM172 225H173V224H172ZM182 225H183V224H182ZM211 225H212V224H211ZM98 226H96V227L98 228ZM101 226L104 227V224L101 225ZM101 226H100V227H101ZM157 226H158V225H157ZM157 226H156V227L154 226L153 228H155V230H156V229H157ZM164 226H165V225H164ZM177 226H178V224H177ZM179 226H180V225H179ZM244 226H245V225H244ZM92 227H91V228H92ZM140 227H141V226H140ZM144 227H146V226H144ZM171 227H172V226H171ZM204 227H206V226H204ZM87 228H88V227H87ZM97 228H96V229H97ZM150 228H151V227H150ZM160 228H161V227H160ZM189 228H190V227H189ZM197 228H198V227H197ZM213 228H215V227H213ZM263 228H264V227H263ZM83 229H84V228H83ZM93 229H94V228H93ZM129 229H128V230H129ZM141 229H142V228H141ZM144 229H145V228H144ZM144 229H143V230H144ZM161 229H162V228H161ZM169 229H170V226H169ZM209 229H210V228H209ZM243 229H245V228H243ZM243 229H242V230H243ZM256 229H257V228H256ZM260 229H261V228H260ZM80 230H81V233L84 232V231L82 232V229H80ZM89 230H90V229H89ZM101 230H103V229H101ZM101 230H99V231H101ZM107 230L104 231V232H107ZM130 230L132 231V229H130ZM134 230H135V229H134ZM155 230H154V231H155ZM157 230H158V229H157ZM157 230H156V231H157ZM163 230H164V229H163ZM165 230H166V228H165ZM261 230H263V229H261ZM92 231H93V230H92ZM92 231H90V232L92 233ZM94 231H95V230H94ZM124 231H123V232H124ZM131 231H130V233H131ZM147 231H148V230H147ZM208 231H209V230H208ZM218 231H220V230H218ZM248 231H249V230H248ZM76 232H78V231L76 230ZM132 232H133V231H132ZM143 232H144V231H142V234H143ZM160 232H161V230H160ZM183 232H184V231H183ZM190 232H192V231H190ZM204 232H207V231H204ZM257 232H258V231H257ZM85 233H86V230H85ZM85 233H84V234H85ZM99 233H100V232H99ZM121 233H122V232H120V234H121ZM135 233H136V232H133L134 235H135ZM139 233H141V232L139 231ZM145 233H146V232H145ZM145 233H144V234H145ZM158 233H159V232H158ZM181 233H182V232H181ZM185 233H186V232H185ZM216 233H217V232H216ZM259 233H260V232H258V233L256 234V238H257V236H258V237H260V236H264V235H263V234H264V231L262 232V234H260V236H259ZM75 234H76V233H75ZM75 234H74V235H75ZM77 234L79 235V233H77ZM87 234H89V233H87ZM112 234H114V233H112ZM115 234H116V233H115ZM120 234H119V236H120ZM125 234H126V233H125ZM125 234L123 233L121 236H122V237H124V236L127 237V234H128V233H127L126 235H125ZM131 234H132V233H131ZM131 234H130V235H131ZM144 234H143V235H144ZM152 234H153V233H152ZM159 234H161V233H159ZM198 234H199V232H198ZM203 234H204V233H203ZM252 234H253V233H252ZM78 235H76V236H78ZM89 235H90V234H89ZM102 235H104V233H103ZM109 235H110V234H109ZM134 235H133L132 238H135V237H136V236L134 237ZM136 235L138 236V235H140V234L137 233ZM157 235H158V234H157ZM177 235H178V234H177ZM187 235H189V234H187ZM212 235H214V234H212ZM215 235H216V234H215ZM246 235H247V234H246ZM79 236L81 237V236H83V235H79ZM85 236H86V235H85ZM92 236H93V234H92ZM106 236H107V233H106ZM112 236H113V235H112ZM116 236H117V235H116ZM140 236L142 237V235H140ZM147 236H148V235H147ZM151 236H152V235H151ZM167 236H168V235H167ZM172 236H174V235H172ZM175 236H176V235H175ZM179 236H180V235H179ZM184 236H185V235H184ZM184 236H183V237H184ZM194 236H195V235H194ZM202 236H203V235H202ZM248 236L250 237L249 233H248ZM252 236H253V235H251V237H252ZM94 237H95V235H94ZM101 237H102V236H101ZM101 237H99V240H101V239H100ZM113 237L115 238V236H113ZM129 237H130V236H129ZM177 237H178V236H177ZM198 237H199V236H198ZM205 237H206V234H205ZM102 238H103V237H102ZM114 238H113V239H114ZM118 238H120V237H118ZM132 238H131V239H132ZM138 238H139V237H138ZM147 238H148V237H147ZM164 238H165V237H164ZM167 238H168V237H167ZM170 238H171V237H170ZM175 238H176V237H175ZM190 238H191V237H190ZM200 238H201V237H200ZM206 238H207V237H206ZM206 238L204 239L205 241L207 240ZM253 238H255V237H253ZM260 238H261V237H260ZM75 239H77V238H75ZM89 239H92V238L90 237ZM104 239H107V238L105 237ZM111 239H112V238H111ZM113 239H112V240H113ZM128 239H130V238H128ZM128 239H127V240H128ZM131 239L128 240V241H127L126 239H124V240H125V243H129V244L131 243L130 246L127 245V246H129V248L132 247V250H131V253H130V254H131V255L134 254L133 256H134V259H135V260H137V259L139 260V258H137V257H138L137 255H141V254H139V251H142V249L144 250L146 247H148L147 245H150V247H151V244H150L149 242H148V244H147V242L145 243V242L141 241L142 239H141V240H138V239H137L138 241H135L134 239L131 240ZM139 239H140V238H139ZM158 239H159V238H158ZM161 239H162V238H161ZM179 239H180V237H179ZM185 239H186V238H185ZM210 239H211V238H210ZM257 239H258V238H257ZM73 240H74V239H73ZM77 240H78V239H77ZM80 240H81V238H80ZM80 240H79V241H80ZM83 240H86V239H83ZM87 240H88V238H87ZM92 240H93V239H92ZM163 240H164V239H163ZM176 240H178V238H177ZM198 240H199V239H198ZM201 240H202V239H201ZM204 240H202L201 245L205 242ZM222 240H223V239H222ZM224 240H225V239H224ZM224 240H223V241H224ZM260 240H262V238H261ZM263 240H264V239H263ZM263 240H262V242H263ZM75 241H76V240H75ZM75 241H74V242H75ZM81 241H82V240H81ZM106 241H107V240H106ZM108 241H111V240H109V238H108ZM117 241H118V240H117ZM134 241H135V242H134ZM171 241L173 242V239H172ZM171 241H170V240L167 241L166 239H165L164 241L161 240V242H163L166 246L170 245V243L172 244ZM186 241H188V240L186 239ZM203 241H204V242H203ZM212 241H213V240H212ZM214 241H217V239L214 240ZM219 241H220V240H219ZM219 241H218V242H219ZM255 241H256V240H255ZM94 242H95V241H94ZM103 242L105 243L104 240H103ZM115 242H116V241H115ZM115 242H114V243H115ZM119 242L124 243V242H123V238L119 239ZM119 242H118V243H119ZM150 242H151V241H150ZM156 242H157V240H156ZM178 242H179V241H178ZM199 242H200V241H199ZM207 242H208V241H207ZM207 242H206V244H207ZM251 242H252V240H251ZM108 243H109V242H108ZM108 243H106V244H108ZM110 243H112V241H111ZM114 243H112V244H110V245H113ZM116 243H117V242H116ZM125 243L122 244L123 247H124V245L126 246ZM151 243H152V242H151ZM154 243H155V242H154ZM183 243H185V244L188 245V243H186V242H183ZM216 243H217V242H216ZM220 243H221V241H220ZM253 243H254V240H253ZM258 243H259V242H258ZM258 243H257V244H258ZM77 244L79 245V242H77ZM82 244H83V242H82ZM97 244H98V243H97ZM99 244H100V243H99ZM99 244H98V247H99ZM146 244H147V245H146ZM158 244H160V243L158 242ZM178 244H181V243H178ZM199 244H200V243H199ZM199 244H198V243L196 244V242H195V245H194V244H193V245H194V246H198ZM204 244H205V243H204ZM204 244H203V246H204ZM212 244H213V243H212ZM102 245H103V244H102ZM102 245L100 246V248L103 247ZM104 245H105V244H104ZM108 245H109V244H108ZM116 245L119 246L118 244H116ZM116 245H115V246H116ZM122 245H121V246H122ZM153 245H156V244H153ZM162 245H163V244H162ZM182 245H183V244H182ZM187 245H186V246H187ZM193 245L191 244L190 247L193 246ZM201 245H200V247H202ZM217 245H218V244H217ZM220 245H221V244H220ZM254 245H256V244H254ZM260 245L262 246V244H260ZM74 246H75V244H74ZM121 246L119 247V249L121 248ZM159 246H160V245H159ZM166 246H164V247H166ZM212 246H213V245H212ZM218 246H219V245H218ZM228 246H229V245H228ZM252 246H253V245H252ZM258 246H259V245H258ZM261 246H259V248H260ZM75 247H77V246H75ZM75 247H73V248H75ZM105 247H106V246H105ZM152 247H153V246H152ZM164 247H162V248L164 249ZM182 247H183V246H182ZM190 247H189V248H190ZM200 247H199V248H200ZM214 247H215V246H214ZM248 247H249V245H248ZM256 247H257V245H256ZM70 248H71V247H70ZM78 248H80V247H77V249H78ZM89 248H91V247H89ZM124 248H125V247H124ZM148 248H149V247H148ZM154 248H156V246H154ZM174 248H175V247H174ZM187 248H188V247H187ZM189 248H188V250H191V249H189ZM192 248H193V247H192ZM194 248H195V247H194ZM194 248H193V249H194ZM209 248H210V247H209ZM216 248H218V247H216ZM227 248H228V247H226V248H224V249H227ZM250 248H251V246H250ZM113 249H114V248H113ZM119 249H117V250H119ZM127 249H128V248H127ZM127 249H126V250H127ZM166 249H167V248H166ZM169 249H170V248H169ZM176 249H177V248H176ZM86 250H87V249H86ZM88 250H89V249H88ZM124 250H125V249H124ZM124 250H122V251H124ZM128 250H129V249H128ZM147 250H148V249L145 250L146 252H144V251H142V252H144V254H145V253L148 254ZM149 250H150V249H149ZM149 250H148V251H149ZM151 250H152V249H151ZM177 250H178V249H177ZM181 250H182V249H181ZM188 250H186V251L188 252ZM205 250H207V249H205ZM213 250H214V249H213ZM256 250H257V249H256ZM71 251H72V250H70V252H71ZM80 251H83V248H82ZM122 251H120V252H122ZM152 251H154V250H152ZM170 251H172V250H170ZM178 251H180V250H178ZM184 251H185V250H184ZM186 251H185V252H186ZM195 251H201V253L204 252V251H202V250H198V248H197V249L195 248ZM216 251H217V250H216ZM216 251H214L215 254H216ZM218 251H219V249H218ZM257 251H258V250H257ZM65 252H66V251H65ZM67 252H68V250H67ZM67 252H66V254H67ZM78 252H79V251H78ZM83 252H84V251H83ZM113 252H114V251H113ZM116 252H117V251H116ZM175 252H176V251H175ZM206 252H207V251H206ZM208 252H209V251H208ZM72 253H73V252H72ZM74 253H75V251H74ZM110 253L112 254V252H110ZM110 253H109V254H110ZM149 253H150V252H149ZM151 253H152V252H151ZM189 253H191V252L189 251ZM192 253H193V252H192ZM194 253H195V252H194ZM201 253L199 252L198 255L201 254ZM211 253H213V252H211ZM231 253H232V252H231ZM66 254H65V255H66ZM69 254H70V253H68V255H69ZM99 254H100V253H99ZM106 254H107V253H106ZM106 254L104 253V255H106ZM130 254H129V256H130ZM154 254H155V253L153 252V255H154ZM195 254H197V253H195ZM195 254H194V255H195ZM207 254H209V253H207ZM217 254H218V253H217ZM62 255L64 256V254H62ZM62 255H61V256H62ZM70 255H72V254H70ZM70 255H69V256H70ZM104 255H102V256L100 255V256L103 257ZM160 255H161V254H160ZM187 255H188V254L186 253L185 256H184V253H183V256H182L183 260L187 261L188 258L190 259L191 257H192V258L194 257L193 255H190V256H187ZM205 255H206V254H205ZM211 255H212V254H211ZM61 256H59V257H61ZM63 256H62V258L66 259L65 257H66L67 255H66L65 257H63ZM69 256H68V257H69ZM73 256H74V254H73ZM112 256H113V255H112ZM115 256H116V254H115ZM117 256H118V255H117ZM135 256H137V257L135 258ZM149 256H150V254H149ZM161 256L163 257L164 255H161ZM161 256L159 257V253H158V258H160V259H165V258H162ZM166 256H167V255H166ZM172 256H173V255H172ZM195 256H196V255H195ZM199 256H200V255H199ZM199 256H198V258H199ZM213 256H214V255H213ZM220 256H221V255H220ZM122 257H123V255H122ZM125 257H127V256H125ZM142 257L145 259L144 256H142ZM205 257H206V256H204V258H205ZM216 257H217V256H216ZM222 257H225V258H226L225 255L222 256ZM73 258H74V257H73ZM108 258H109V257H108ZM130 258H132V256H131ZM148 258H149V257H148ZM150 258H151V257H150ZM158 258H157V256H156V259H158ZM166 258H167V257H166ZM201 258H202V257H201ZM201 258H200V259H201ZM57 259L60 260L59 258H57ZM64 259H62V260H64ZM70 259H71V256H70ZM105 259H106V258H105ZM114 259H115V258H114ZM128 259H129V258H128ZM152 259H153V258H151V261L154 260V259H153V260H152ZM156 259H155V260H156ZM167 259H168V258H167ZM167 259H165V260H166V263H165V260H162L163 262H162V261H159V262H162V263H159V262H158V263L155 262V263H157V264H170V263H172V264H185L184 261H183V262H180L179 260L177 261L176 258H175L174 260H170V262H168ZM169 259H171V258H169ZM169 259H168V260H169ZM226 259H229V257L227 256ZM231 259H233V258H231ZM231 259H230V260H231ZM66 260L69 261V259H66ZM115 260H116V259H115ZM131 260H132V259H131ZM138 260L135 261L136 263L133 262V260L131 261V263L129 262V260H127L128 262L126 261V263H127V264H141V263H142V262H140L141 260L139 261L140 263L138 262ZM192 260H193V259H192ZM196 260H198L197 257H196ZM212 260H213V259H212ZM230 260H229V261H230ZM64 261H65V260H64ZM67 261H66V262H67ZM111 261H112V260H111ZM143 261H144V264H147V262H148L147 259H146V260H143ZM149 261H150V260H149ZM157 261H158V260H157ZM231 261H232V260H231ZM107 262H108V261H107ZM120 262H121V261H120ZM124 262H125V261H124ZM124 262H123L122 264H125ZM190 262H193V261L190 260ZM200 262H201V261H200ZM210 262H211V261H210ZM216 262H217V260H216ZM216 262H215V263H216ZM233 262H234V261H233ZM60 263H61V264H64V263H62V262H60ZM117 263H119V262H117ZM117 263H116V264H117ZM203 263H204V262H203ZM212 263H213V261H212ZM218 263H219V260H218ZM226 263H227V262H226ZM229 263H230V262H229ZM234 263H235V262H234ZM103 264H104V263H103ZM113 264H115V263H113ZM142 264H143V263H142ZM151 264H154V263L151 262ZM204 264H205V263H204ZM216 264H217V263H216ZM222 264H225V263H222ZM227 264H228V263H227ZM232 264H233V263H232ZM235 264H236V263H235Z\"/></svg>",
	"mask_w": 264,
	"mask_h": 264
}]
</instances>
